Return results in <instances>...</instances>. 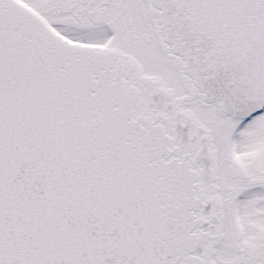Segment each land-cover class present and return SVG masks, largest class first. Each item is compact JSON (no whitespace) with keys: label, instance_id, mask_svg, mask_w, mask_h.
<instances>
[{"label":"snow or ice","instance_id":"1","mask_svg":"<svg viewBox=\"0 0 264 264\" xmlns=\"http://www.w3.org/2000/svg\"><path fill=\"white\" fill-rule=\"evenodd\" d=\"M0 264H264V0H0Z\"/></svg>","mask_w":264,"mask_h":264}]
</instances>
